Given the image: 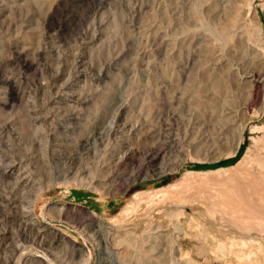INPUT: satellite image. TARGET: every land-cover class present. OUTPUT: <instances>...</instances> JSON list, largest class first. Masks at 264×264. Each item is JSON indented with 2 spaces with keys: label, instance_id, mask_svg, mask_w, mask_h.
Here are the masks:
<instances>
[{
  "label": "rangeland",
  "instance_id": "rangeland-1",
  "mask_svg": "<svg viewBox=\"0 0 264 264\" xmlns=\"http://www.w3.org/2000/svg\"><path fill=\"white\" fill-rule=\"evenodd\" d=\"M55 1L0 0L8 13L0 14V264H96L104 243L88 222L115 215L136 191L169 190L188 170L218 172L194 174L187 188L121 216L124 229L111 226L107 242L114 261L152 264L162 250L151 236L172 232L179 220L183 247L199 264H264V228L256 229L257 214L241 210L264 202L257 162L264 159V74L255 100L246 82L254 66L264 70L256 59L264 55V0H60L50 17ZM238 8L241 28L223 35ZM102 124L106 135L96 132ZM239 127L243 141L233 153ZM106 167L108 189L86 185H101ZM35 196L40 221L29 216ZM229 210L251 226L242 228ZM148 224L158 232H146ZM59 231L89 260L72 243L58 245L52 232ZM126 234H137L148 255L123 246Z\"/></svg>",
  "mask_w": 264,
  "mask_h": 264
},
{
  "label": "bare ground",
  "instance_id": "bare-ground-1",
  "mask_svg": "<svg viewBox=\"0 0 264 264\" xmlns=\"http://www.w3.org/2000/svg\"><path fill=\"white\" fill-rule=\"evenodd\" d=\"M2 1H4V0H2ZM222 1V0H221ZM245 1H247V0H245ZM59 2H60V0H56L55 1V3H53V5H52V7H50V17H52V13L58 8V4H59ZM226 2H227V0H226ZM248 2H249V0H248ZM30 3H32L34 6H41V5H43L44 4V0H21V2H19V4L18 5H22V6H25V5H27V4H30ZM250 3V2H249ZM1 4V3H0ZM4 4V3H3ZM223 4V3H222ZM245 4V3H244ZM247 4V3H246ZM239 5V4H238ZM248 5V8H249V6L251 5H249V4H247ZM242 6V5H241ZM244 6L245 5H243V8H244ZM12 7H13V5H12ZM15 7V6H14ZM11 8V7H10ZM251 8V7H250ZM14 9H16V7L14 8ZM13 9V10H14ZM19 9H22V8H19ZM5 8L4 7H1L0 6V14L1 15H4L5 13H7V10H6V12H5ZM10 10V9H9ZM249 10V9H248ZM247 10V11H248ZM246 11V10H245ZM250 11V10H249ZM248 11V12H249ZM248 12H246V13H248ZM254 12H255V10H254ZM253 12V13H254ZM230 13V12H229ZM242 14L243 15H245L243 12H242ZM6 15H8V13L7 14H5V17L7 18V16ZM10 15V14H9ZM212 15V14H211ZM217 16V15H216ZM9 17V16H8ZM2 19V18H1ZM240 19H241V14L239 13V8L238 9H236V10H234L233 11V13H231L229 16H228V18H227V21H226V23L223 25V27H222V34L223 35H228L230 32H234L235 30H237V28H241L240 26H241V21H240ZM3 20V19H2ZM223 20H225V18L223 19ZM261 25V24H260ZM261 27V26H260ZM258 30V29H257ZM243 34V33H242ZM256 35V34H255ZM258 36V35H257ZM243 37V36H242ZM257 38V37H256ZM212 41V40H211ZM205 43V42H204ZM260 43V42H259ZM258 43V44H259ZM244 46V45H243ZM219 47V46H218ZM21 48V47H20ZM23 48H24V46H23ZM27 48V47H26ZM41 48V47H40ZM241 48H242V46H241ZM22 49V48H21ZM19 50V52L20 51H23V50ZM36 49V48H35ZM38 49V48H37ZM263 49H264V44H263ZM17 50V49H16ZM39 50V49H38ZM254 50V49H253ZM203 51V50H202ZM238 51H240V50H238ZM250 51V50H249ZM38 53H39V51H37ZM256 52H257V50H256ZM261 52V51H260ZM234 53V52H233ZM242 53V52H241ZM254 53V52H253ZM263 54H264V52H262ZM25 54V53H24ZM259 54H261V53H259ZM258 54V57L256 58L257 60L258 59H261V60H263V62H264V55H262V57L260 56ZM243 55H244V53H243ZM253 55V54H252ZM26 57V56H25ZM229 59V58H228ZM233 59H235V58H233ZM215 60V59H214ZM250 60H251V58H250ZM256 60V61H257ZM249 61V60H248ZM254 61H255V59H254ZM255 61V62H256ZM251 62V61H250ZM228 63H230V62H228ZM232 63V62H231ZM243 63V62H242ZM257 63H258V61H257ZM229 65V64H228ZM240 65V64H239ZM238 65V66H239ZM255 65V64H254ZM79 66V65H78ZM236 66V65H235ZM244 66V65H243ZM253 66V65H252ZM259 66V65H258ZM212 67V66H211ZM261 67H263V66H261ZM261 67L259 66V68H257L256 69V67L254 66V70H252V69H250L251 70V72H249L250 74H248L249 75V77H250V79L249 80H247L246 82H248L249 84H247L246 82H243V83H245V84H247V87H248V90H249V94H247V95H249L250 97L249 98H251L250 100H255L256 99V97H257V94H258V88L260 87V82H262L263 80L262 79H260L261 78V76L264 74V70H263V68L261 69ZM230 68V67H229ZM236 68V67H235ZM245 68V67H244ZM232 69V68H231ZM238 69V68H237ZM231 71V70H230ZM246 71V70H245ZM234 72V71H233ZM206 73H207V71H206ZM246 73V72H245ZM213 74V73H212ZM227 74V73H226ZM243 74V73H242ZM246 75H247V73H246ZM264 76V75H263ZM262 76V77H263ZM8 77V76H7ZM221 77H222V75H221ZM239 77V76H238ZM206 78V77H205ZM220 79H222V78H220ZM6 80V79H5ZM9 80H10V78H9ZM214 80V79H213ZM237 80V79H236ZM238 82H239V80H238ZM212 83V82H211ZM244 84V85H245ZM203 86V85H202ZM206 87H207V85H206ZM212 87V86H211ZM235 89V88H234ZM216 90V89H215ZM193 91H194V89H193ZM214 92V91H213ZM220 92V91H219ZM194 93H196V92H194ZM217 93V92H216ZM261 93H263V92H261ZM224 95V94H223ZM228 95H230V94H228ZM190 96V95H189ZM227 96V95H226ZM231 96V95H230ZM190 98H191V96H190ZM234 98V97H233ZM262 99V98H261ZM188 100V99H187ZM221 100V99H220ZM83 101V100H82ZM188 102V101H187ZM230 102V101H229ZM191 104V103H190ZM249 102H248V104H247V106H249ZM239 105V104H238ZM237 105V106H238ZM220 106V105H219ZM229 106V105H228ZM236 106V107H237ZM247 106H245V107H247ZM231 107V106H230ZM221 110V109H220ZM219 114V113H218ZM219 116L221 117V115L219 114ZM219 116H217L216 115V117H218L219 118ZM73 117V116H72ZM44 119V118H43ZM214 119H216V118H214ZM221 119V118H220ZM225 119V118H224ZM226 119H227V117H226ZM225 119V120H226ZM223 120V119H222ZM97 121V120H96ZM101 121V120H100ZM100 121H98V123L100 122ZM211 121V120H210ZM215 122V121H214ZM225 122V121H224ZM56 123V122H55ZM62 123V122H61ZM96 123V122H95ZM102 123V122H101ZM226 123H228V122H226ZM226 123H224V124H226ZM25 125V124H24ZM66 125V124H65ZM97 125V124H96ZM229 125H230V123H229ZM232 125V124H231ZM222 126V125H221ZM240 126V125H239ZM98 129H97V133L99 134V135H106V133H108L107 131H106V129L103 127V124L102 125H99L98 127H97ZM227 128H228V131L231 129L232 130V128H231V126H227ZM227 128H225V130L223 131L222 129H223V127H222V129L220 130V132H217L218 134L219 133H224V132H226L227 131ZM242 128V127H241ZM218 129V128H217ZM242 130L243 129H240V127H239V131H238V136H237V138H236V142H235V148H234V150H233V153H235L238 149H239V147L241 146V144H242V141H243V134H242ZM31 132V131H30ZM93 132V131H92ZM58 134V133H57ZM98 134L96 135V136H98ZM225 134V133H224ZM220 135V134H219ZM27 136V135H26ZM43 137V136H42ZM45 137V136H44ZM99 137V136H98ZM2 138V137H1ZM63 138V137H62ZM100 138H102L101 136H100ZM88 139V138H87ZM90 139V138H89ZM171 139V138H170ZM45 140V139H44ZM163 141V140H162ZM46 142V141H45ZM50 142V141H49ZM164 143H165V141H164ZM170 144V143H169ZM155 146V145H154ZM162 146H160V147H158V153L159 152H161L162 151V148H161ZM155 148V147H154ZM164 149V148H163ZM129 150V149H128ZM132 150V149H131ZM150 150V149H149ZM155 150V149H154ZM148 151V150H147ZM248 151V150H247ZM125 152V151H124ZM127 152V151H126ZM157 152H151V154H150V157H151V166H153V168H154V170H156L157 171V173H162L163 172V170H164V168H165V165L162 163V162H155L153 159L154 158H156L157 157ZM250 152V151H249ZM133 153V152H132ZM128 154V153H127ZM146 154V153H145ZM248 154V153H247ZM121 155V154H120ZM120 155H118V156H120ZM125 155V154H124ZM167 155V154H166ZM130 156V155H129ZM148 156V155H147ZM249 157H250V155H248ZM262 156V155H261ZM66 157V156H65ZM72 157V156H71ZM121 158L123 157V156H120ZM120 157H118V159H117V161H119V158ZM163 157V156H162ZM146 158V157H145ZM71 159V158H70ZM245 159V158H244ZM252 160H253V157L251 158ZM65 160V159H64ZM124 160V159H123ZM256 160V159H255ZM264 159H262V158H259V159H257V162L260 164V165H262V166H264V161H263ZM115 161V160H114ZM116 161V162H117ZM154 161V162H153ZM246 161V160H245ZM254 161V160H253ZM115 162V163H116ZM63 163V162H62ZM78 163V162H77ZM120 163V162H119ZM64 164V163H63ZM109 164V163H108ZM107 164V165H108ZM117 164V163H116ZM7 165H8V163H7ZM44 165V164H43ZM106 165V164H105ZM115 165V164H114ZM256 165V164H255ZM259 165V166H260ZM4 167H5V165H3ZM70 166V165H69ZM77 166V165H76ZM252 166V165H251ZM258 166V167H259ZM261 166V167H262ZM108 167V166H107ZM107 167H106V169L103 171L104 172V175L103 174H101V178H100V180L102 181L101 182V185H97V184H99L100 183V181H98L97 179H96V181H98L97 182V184H93V181H92V179H90V180H88L86 183V185H89L90 187H92L93 189H95V190H97L98 188L99 189H108V185H109V182L106 184V181L108 180V178L109 177H107L108 175H106L105 174V172L107 171ZM176 167V166H175ZM103 168V167H102ZM110 168V167H109ZM232 167H230L229 169H231ZM253 168V167H252ZM233 169V168H232ZM77 170V169H76ZM263 170H264V168H263ZM48 171V170H47ZM46 171V172H47ZM74 171V170H73ZM2 172V171H1ZM5 171H3V173H4ZM33 172V171H32ZM45 172V173H46ZM76 172V171H75ZM216 172H218V170H211V171H194V170H188V171H186L185 173H184V176L183 177H181L182 179H181V181H179L178 179V181L179 182H174V183H170L167 187L169 188V190L168 189H165V191H164V189H162V188H159V189H155V190H141V191H136V192H134L133 193V195H132V199L130 200V202H127L121 209H119V211H117L118 213H116L115 215H112V216H109V217H101V216H99V217H95L94 218V220H91V221H89L87 224L88 225H86V228L88 229V230H92V229H94V227H97V230H96V232L98 233V235H99V237L103 240V242H102V244H103V246L102 247H100L99 249H98V261H97V263L96 264H121L120 263V261H118V263L116 262V261H114V259L112 258V251H111V249L108 247V245H107V242H108V239H109V234H110V229H111V226H112V228H113V226L114 225H117V226H119V229H121L120 227H123V223L121 224V216H123L124 214L126 215L127 213L129 214V212H133V211H135L136 209H137V206H139V204H140V202H142V201H147V202H153L156 198H158V197H160V196H163V197H167V196H170L168 193H174L173 191H174V189H176V190H181V189H183V188H187L188 186H190L192 183H193V175L194 174H203V175H207V174H212V173H216ZM109 173V172H108ZM259 173V172H258ZM44 174V173H43ZM73 174V173H72ZM89 174V173H88ZM240 175L242 174V173H239ZM2 175V174H1ZM27 175H28V173H27ZM112 175V174H111ZM248 175V174H247ZM264 175V174H263ZM262 175V176H263ZM241 176H243V175H241ZM241 176H239L238 175V177H240V179H242L243 181H245L246 179H243V178H245L244 176L243 177H241ZM4 177V176H3ZM90 177V176H89ZM263 179V178H262ZM34 180V179H33ZM137 180H139V176L138 175H136V176H134V177H132L131 178V180H129L128 181V183L129 184H132V183H135ZM45 181V180H44ZM47 181V180H46ZM33 182V181H32ZM38 182H40V181H38ZM37 182V183H38ZM231 182H233V181H231ZM249 182H251L250 180H249ZM255 182V181H254ZM79 183H82L81 182V180H80V182ZM96 183V182H95ZM82 184H84V183H82ZM127 185L126 184V187H125V192L126 191H128V188H129V186L130 185ZM247 184V183H246ZM258 184H260V183H258ZM258 184H255V185H258ZM35 186V185H34ZM36 186H39V185H36ZM35 186V187H36ZM98 186V187H97ZM250 186V185H249ZM47 188L48 187H51V185L50 184H47V186H46ZM166 187V188H167ZM241 187V186H240ZM258 187V186H257ZM39 188V187H38ZM165 188V187H164ZM252 188V187H251ZM254 188V187H253ZM260 188V187H259ZM11 189V188H10ZM17 189H19V188H17ZM34 188H32L31 187V190H33ZM257 189V188H256ZM166 190H168V191H170V192H167ZM262 191H263V189H261ZM16 191V190H15ZM17 191H19V190H17ZM254 191L256 192V190H255V188H254ZM30 192V191H29ZM124 192V193H125ZM176 192V191H175ZM255 192H253V194H255L256 195V193ZM7 193V192H6ZM12 193V192H11ZM9 194V193H8ZM16 195V194H15ZM254 195V196H255ZM258 195H260V194H258ZM261 196V195H260ZM18 198V197H17ZM260 198V201L262 200H264L262 197H259ZM6 199V198H5ZM19 199V198H18ZM35 199H36V196L35 197H33V198H31L30 199V203H32L31 204V206H32V208L31 207H29V208H31V209H29V210H31L30 211V213H29V216H30V219H32V217L35 215L36 217H37V219H38V221H40V219H39V217H40V215L36 212V208H35ZM255 199H256V197H255ZM12 200V199H11ZM259 201V200H258ZM20 203V202H19ZM25 204V203H24ZM193 204V203H192ZM28 205V204H27ZM223 205V204H222ZM30 206V205H29ZM61 206V205H60ZM149 206V205H148ZM223 207L225 208V205H223ZM252 207H254V209L252 208ZM6 208V207H5ZM63 208H64V206H63ZM213 208H214V206H213V204L209 207V211L210 212H212L213 211ZM46 209V208H45ZM58 209V208H57ZM242 209H245V211H247V213H252V214H257L258 215V217H259V221L257 220V227L259 226V228H257L256 226V229H262V227L264 228V202H262V203H259V204H255V203H252V205H251V207H249V206H243V207H241V210ZM59 210V209H58ZM215 210V209H214ZM29 212V211H28ZM136 212V211H135ZM229 212L231 213V216L233 215L234 216V218H235V221L239 224V225H241L242 226V228H246L247 229V226H251V225H249V219L247 218V221H245L246 223L247 222H249V223H247V224H245V222L241 219V218H238L234 213V210H229ZM239 212H241V211H239ZM238 212V213H239ZM15 213H17V212H15ZM44 213V212H43ZM222 213V212H221ZM228 213V212H227ZM10 214V213H9ZM24 214V213H23ZM46 214V213H45ZM132 214V213H131ZM146 214H147V212H146ZM223 214V213H222ZM241 214V213H240ZM145 215V214H144ZM149 215V214H148ZM224 215H227V214H224ZM16 216V215H15ZM45 216V215H44ZM43 216V217H44ZM90 216H92L93 217V215L91 214ZM229 216H230V214H229ZM232 216V217H233ZM46 219V218H45ZM123 219V218H122ZM191 219V218H190ZM229 220V219H228ZM241 220V221H240ZM244 220H246V219H244ZM252 220V222H253V218L251 219ZM9 221V220H8ZM47 221V220H46ZM123 221V220H122ZM12 222V221H11ZM91 222V223H90ZM135 222V221H134ZM31 223V222H30ZM144 223V222H143ZM232 223H234L235 224V222L233 221ZM236 223V225L238 226V224ZM137 225H138V223H137ZM149 225V224H148ZM148 225L146 226V228L148 227ZM174 226H173V229H172V232H166L165 233V230H164V234H157V235H155V236H151V237H153L154 238V240L153 241H155L156 243L154 244V246L156 247V246H158V247H161V250H162V253H159V255H156L155 257H152L151 256V259L153 260V263L152 264H170L169 262L170 261H172L173 260V257H174V259L175 260H178L179 262H178V264L180 263V264H199V263H201V262H196V260H194V258H192L191 257V255L188 253V251H186V249H184V247H183V243H182V241H181V239L183 238V237H185L186 236V234H187V232H186V230H185V225H183V223L182 222H180L179 220H176V221H174V224H173ZM117 226H115V228H117L118 229V227ZM150 227H151V224L149 225ZM155 226V225H154ZM241 226H238L239 228L241 227ZM159 227H160V225H159ZM162 227V226H161ZM237 227V228H238ZM253 225H252V228H255ZM38 228V227H37ZM133 228V227H132ZM149 228V227H148ZM146 229V232H148V231H150V234L151 233H154V232H156V231H154V227H151V228H149V229ZM156 228L158 229V226H156ZM164 228V227H163ZM248 228H250V230H251V227H248ZM123 229H124V227H123ZM153 229V230H152ZM156 229V230H157ZM160 229V228H159ZM158 229V230H159ZM49 230V229H48ZM240 230H243V229H240ZM93 231V230H92ZM112 231V230H111ZM113 231H115V230H113ZM118 231V230H117ZM161 231V230H160ZM245 231V230H244ZM261 231H263V229L261 230ZM48 232H51V231H48ZM116 232V231H115ZM126 232V231H125ZM143 232V231H142ZM158 232V231H157ZM156 232V233H157ZM235 232V231H234ZM39 233V232H38ZM55 236H57L58 237V239H57V244L58 245H60V246H64L65 247V245H67V243L69 244V243H72V250H73V252L76 254V255H78V257H82L83 255H85V252H84V249H83V247L80 245V244H74L73 242H71V240H69L68 239V237H67V235L65 234V233H63V232H52ZM129 233V232H128ZM133 233V232H132ZM144 233V232H143ZM172 233V234H171ZM112 234V233H111ZM116 234V233H115ZM120 234V233H119ZM147 234H149V233H147ZM188 234H189V232H188ZM214 234V233H213ZM153 235V234H152ZM233 235V234H232ZM21 236V235H20ZM36 236V235H35ZM41 236H43L42 234H41ZM92 236V235H91ZM214 236H215V234H214ZM98 236H97V238H99ZM27 238V237H26ZM54 238V237H53ZM121 238V237H120ZM141 238V237H140ZM214 238V237H213ZM112 239V238H111ZM215 239H217V237H215ZM37 240V239H36ZM54 240H56V239H54ZM110 240V239H109ZM142 240V239H141ZM74 241V240H73ZM100 241V240H99ZM120 241V240H119ZM144 241V240H143ZM151 241V240H150ZM75 242V241H74ZM122 244H123V246H125V247H129V248H131L132 249V252H134L133 250L134 249H137V250H139V252H140V255H143V254H147L148 255V250L146 249V250H144V249H142L141 248V245L139 246V242H140V240H138V237H137V234H136V236H131V235H129V234H126L125 236H124V238L120 241ZM10 243V242H9ZM66 243V244H65ZM109 243V242H108ZM114 243H115V241H114ZM144 243V242H143ZM153 243V242H152ZM221 243V242H220ZM51 244H53V243H51ZM216 244H218V243H216ZM219 245V244H218ZM218 245H216V247L218 246ZM25 246V245H24ZM221 246V245H220ZM30 247V246H29ZM28 247V248H29ZM149 247V246H148ZM222 247V246H221ZM128 248V249H129ZM206 248V247H205ZM219 248V247H218ZM154 249V248H153ZM120 250V249H119ZM122 250V249H121ZM126 250V249H125ZM155 250V249H154ZM13 252V251H12ZM130 252V251H129ZM54 253V252H53ZM63 253H66V252H63ZM117 253V252H116ZM122 253V252H121ZM73 254V253H72ZM118 254V253H117ZM129 256H130V253H127ZM151 254V253H150ZM158 254V253H157ZM172 254H175V256H171ZM49 255V254H48ZM127 255V256H128ZM137 255H138V252H137ZM124 256V255H123ZM122 256V257H123ZM129 256H128V258H129ZM49 257V256H48ZM73 257V256H72ZM91 257V255H85V261H88L89 260V258ZM134 257V256H133ZM15 259V258H14ZM117 259V258H116ZM133 259H135V258H133ZM47 260V259H46ZM122 260V259H121ZM125 260H126V258H125ZM144 260H148V259H146V257H145V259ZM84 261V262H85ZM129 261H130V259H129ZM174 261V260H173ZM198 261V260H197ZM51 262V261H50ZM203 262V261H202ZM54 263H56V262H54ZM51 264H53V263H51ZM127 264H129V263H127ZM174 264V263H173ZM203 264V263H202Z\"/></svg>",
  "mask_w": 264,
  "mask_h": 264
}]
</instances>
